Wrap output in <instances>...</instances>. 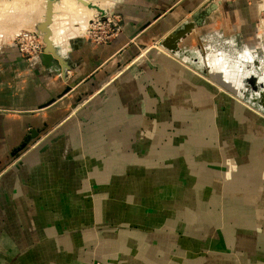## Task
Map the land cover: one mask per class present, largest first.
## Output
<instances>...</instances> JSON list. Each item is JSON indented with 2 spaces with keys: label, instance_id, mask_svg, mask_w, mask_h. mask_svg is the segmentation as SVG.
<instances>
[{
  "label": "crops",
  "instance_id": "0c3cea01",
  "mask_svg": "<svg viewBox=\"0 0 264 264\" xmlns=\"http://www.w3.org/2000/svg\"><path fill=\"white\" fill-rule=\"evenodd\" d=\"M132 2L127 8L124 7L119 10V15L123 17L122 32L116 36L114 41L95 47L86 42L79 46H74L71 40L67 45L69 57L66 54H58V58L54 56L53 59L44 60V63L54 68L53 70H61L63 74L67 70H74L71 73L72 80L68 85H65L66 82H61L59 79L51 83L49 77L38 70L37 75H32L30 81L23 80L24 87L16 91L13 88H6L4 81H0V109L6 108L8 112L15 113V115H7L0 112L1 161L5 162L6 157L10 156L14 147L21 144L26 138L28 128L40 129L41 133L45 134L61 123L65 119L68 109L70 110L74 107L70 99L73 97L75 90L79 87L88 89L89 86L94 85L99 87L100 85H104L113 74L119 73L124 67L125 69H129L138 62L139 58H143L151 49L157 45H161L167 37L171 35L178 36L174 33H177V31L181 32L184 27L190 24V18L195 21L204 16L201 12L204 11L202 9L206 4L205 0H135ZM219 3L221 2L219 1L216 4ZM245 6L246 3L241 0L225 4L221 7L222 12L226 13L223 21H220L217 25H206L209 16L203 17V25L198 26L192 32L195 33L196 30L211 28L209 31L217 30L224 32L225 34L223 35L227 38L222 37V39H228V41H225L227 43L236 39L242 40L247 45H254L252 38L255 17L253 16L251 7L248 9ZM63 36H66V33H63L61 37ZM200 36H203V38ZM197 39L196 45L199 44L200 47L197 46L199 52L204 56L207 49L206 39L209 40V37L204 33L197 36ZM63 40L61 39L59 40L60 43L59 41L57 43L63 45ZM185 40H179L178 47L180 51L172 52L171 54L183 56L184 61H188V51L185 49V42L187 40ZM73 46L74 49H72ZM141 47L144 49L148 47V49L144 50L141 57H137ZM152 52V54H149V59L156 58L155 52ZM18 57L19 55L16 53L6 54L1 59L4 62H2L3 66L7 68L10 66L9 68H12L13 62L17 60L16 65L22 67L26 75H30L31 73L27 69V66L18 62ZM68 58L69 61H67ZM148 61L140 62H142L141 64H148ZM167 62L159 70L150 69L147 72L144 80L152 81L148 87L143 84L146 81L139 83L134 78H132L133 86L129 85L126 87L129 89L127 92L140 91L137 95L145 99V107L150 114H157L156 111L151 112L150 102L152 101V96L154 94L157 95L158 91H163L164 86L167 85L166 81L173 78L172 73L180 80V83L182 82L185 86L207 94L204 90L190 86L180 79L179 75L173 70L174 64L172 60ZM215 63L218 62L216 61ZM127 64L128 66H125ZM206 64L209 68L213 66L211 62ZM201 65L202 70L205 71V65ZM5 74L2 80L7 79V75ZM222 75L226 79L231 77L229 73H223L220 76ZM131 76L130 72L125 73L121 79L127 81ZM154 79L155 81H153ZM118 82L114 84L115 87L112 88V93H115L113 91L117 90L115 88H117L118 85L116 84ZM68 87L72 91L66 93ZM121 95L120 93H115L114 96L119 98H115L111 103L113 105H111L112 109L107 110L108 113L113 110L112 112L115 114V118L112 119L107 129H110V133H113L112 131L114 130L117 131V135L113 134L115 137H110V135L109 140L113 138L116 141H124L125 139L134 137L135 140L140 142L141 139H144L142 135V130H144V133L146 132V139H151L152 141L151 148H153L152 145L155 140V137L153 139L152 136L163 135L160 145H157V147H161L162 151L158 153L156 151L153 152V149H151L147 153V160L143 159V161L142 158L127 162L125 159H122L123 164L127 166H131L133 163L138 166V168L134 166L135 168L131 169L132 172L134 170L135 174L130 179L127 176H122L126 168L122 166L119 159L125 147L121 148V150L118 148L119 150L116 151L115 155L107 154V152L104 155V159L102 153L100 154V158H97L96 152H106L105 149L108 145L104 146V142L100 138L95 137L94 139L97 143L92 146L93 148L88 151L81 149V151H83V156L91 155L90 157L94 161L104 162L103 166H94L95 168H93L92 162L91 164L84 163L83 170L74 167L63 173L57 171V176L52 174L51 180L42 179V177L40 179L41 172L39 170L36 173V177L33 176L31 178V181L35 182V188L32 187L31 189L32 183L29 185V177L28 175L25 176L21 180V183L22 185H27L26 194L25 197L22 195L21 202L23 205H30V207L34 205V208L31 209L32 218L41 221V223L36 225L37 242L35 246L28 247L23 251V248L14 239L11 238V240L9 237L3 239L4 235L6 236L7 233L11 232L8 230L7 225L12 224L14 218L10 215L11 218L5 219L6 224L0 227V229L2 228L0 230V239L4 244L11 240L14 245L12 248H9L12 251H16V253L13 254V258L8 263L7 261L3 262L4 260H0V264H50V261L46 260L47 256H41L39 253L44 252L54 255V251L58 249L56 243H60L59 236L61 234L64 236L71 235V230H77L83 222L91 221V218L97 217L98 212H108V203L111 200H113L111 201L112 203H117L118 205L120 203L128 205L129 210L126 212L127 214L125 211L123 212V219H126L125 214L126 216L131 214L134 220H139L142 214H148V222L142 223V226L138 230H132L128 227L122 229L116 235V242H108L105 245L100 243L101 246L99 244L96 253L89 254V258H99L104 264H125L128 262L129 253L134 251L133 246L137 245L139 248L133 257L136 264H154L150 263L148 259L150 257L146 258L144 254L142 255L143 252H141V250L145 249L144 237L150 234L155 237V252L159 250V246L167 248L175 241L177 244H174V247L177 245V248L182 253V261L186 262V264H264V160L260 161L258 158L251 160L248 154L252 146L256 144L250 143L247 145L243 151L244 155L240 158L238 157L239 161L234 157L232 159L230 156L226 158L227 161L220 162L216 158L220 157L219 154L221 152L219 138L220 140L223 139H221L218 133L213 134L215 136L211 138L206 136L203 141H189L191 138L189 134L194 130V127H192L194 119H196L194 123L197 125L205 122L219 124L223 121L226 126L230 125V123L239 122L241 126L246 125L248 127V124L242 122L239 119L240 116L237 114L236 108H240V104L235 102L234 105V100L228 101L229 98L226 99L224 96L220 97L219 95L221 100L223 97L224 100L226 99L229 106L228 113L222 115L220 106L223 100L218 105H215L211 101L212 98L207 94L205 95L207 99H204L208 100L216 109L212 113L208 111L206 114L204 111L199 112V109L195 108L198 106L204 107L202 104L203 100H186V103L190 102L187 105L183 101L174 102L172 99L168 100L166 95L163 96V104L161 103L159 107L170 108L171 114L174 109L184 110L186 107H193L190 111L192 115L185 114L178 116L173 115V113L172 117L170 115V117H161L162 119L159 122H151L147 116H139L140 118L137 117L131 122L125 119L123 121L118 119L120 110H114L130 106L126 100L129 95L125 97ZM138 107L140 108L141 106L138 104ZM193 110H195V114ZM137 111H140V109ZM198 112L202 113V115H197ZM27 113H34V115H26ZM213 113L214 116H211ZM208 114L210 115L209 117ZM204 115H207V117ZM211 117L213 118L210 119ZM171 120H176L177 122V125H175L177 127L175 128L176 134L166 131L169 123L173 122ZM145 124L148 127L156 125L158 129L151 128L148 131ZM131 125L133 126L130 129ZM126 127L129 128L128 131ZM231 130L234 131L229 133L236 135L237 130L230 129L229 131ZM133 134L136 135L134 136ZM178 137L181 138L180 142H183V144L190 143L191 146H185L188 148L182 149L183 146L180 147L182 144L178 142ZM169 138L175 139L176 143H179L180 146H176L172 151H163V149L167 148L164 146L167 144ZM50 152L51 150L46 154H50ZM58 152L57 160H60L65 151ZM157 155H159V159L155 158ZM169 155L173 156L170 161L166 157ZM42 157H45V153H43ZM164 157H166L165 161H168L164 166L168 167L159 170L158 173V165L161 164ZM206 157H208V160L203 159ZM49 160H52V164L48 168L51 172V170L53 171V167H55L53 161H56V156H53L52 153ZM259 161L260 166L257 165ZM231 162H237L238 165L233 166V169H236L238 173L245 170L252 171V168L255 175L254 178L246 179L244 175H240V177L238 176L240 179L234 182L235 184H231L233 182L229 183V180L227 184L222 178L226 172L228 174L227 178L229 177V172L231 171L229 166L233 165ZM46 163H48V160L42 163L44 168L46 167ZM182 163L184 164V171L181 168ZM37 167L39 168V166ZM28 168L25 165L21 169L22 171L20 170L21 173L29 172ZM176 169H178V172ZM193 169L198 170L196 172L204 177L202 179H194L195 181L191 180L193 177L195 178V175L191 172ZM211 171L214 172L212 173ZM89 172H93L94 174V176H91L92 179ZM250 176L252 177L251 174ZM187 177L189 179L191 177V179L188 180ZM81 181H84L82 187L79 185ZM15 182H13L12 178L5 179L0 186V212L5 211V215H9L7 205L9 196L6 193L11 187L10 185ZM77 184L79 185L78 187ZM94 189L95 191H98L97 189L100 191V196L98 197L101 199H97V201L92 199L96 197L93 195ZM185 191L192 192L194 196L187 193L185 195ZM87 200H91L93 204L87 206L85 214L79 213V204L81 205V203H85ZM74 202L78 203V205L74 206ZM104 204H107V211ZM176 205L180 206L184 211L181 210V212L173 213L172 209ZM93 212L96 214L93 215ZM108 216L110 217L109 214ZM18 219L23 222L21 225L25 226V223L26 226L30 225V219L26 212L20 213ZM2 221L4 219L0 217V225L3 224ZM61 230L68 231H63L62 233ZM144 230L149 231L145 232ZM125 238H128L129 244L123 242ZM167 239L169 242L166 241ZM6 247L8 248V246ZM7 248H1L0 251H10ZM30 248H32L31 251H29ZM146 250L147 248L144 253H146ZM27 251H29V254L25 253ZM71 258L70 261L74 264L75 256ZM13 259H17V262H12Z\"/></svg>",
  "mask_w": 264,
  "mask_h": 264
},
{
  "label": "rangeland",
  "instance_id": "374dc122",
  "mask_svg": "<svg viewBox=\"0 0 264 264\" xmlns=\"http://www.w3.org/2000/svg\"><path fill=\"white\" fill-rule=\"evenodd\" d=\"M12 1L13 0H0V81H4L6 88H13V90L16 91L17 89L24 87L23 80L30 81V79H32V75H37L38 70L49 77L51 83L54 80L59 79L61 82L65 81V85H68L72 80L71 73L74 70H67L63 74L61 70H53L54 68L52 66H48V64L44 63V60H46V55L44 56L45 53L51 55L49 59H53V56H55L49 51L45 52V37H41L43 35V32L42 30H38V26L42 25V23H44L45 21L48 0H14L13 2L15 3H13ZM132 1L135 0H92L91 6H85L78 0L74 1L77 5H72L71 3L69 5L67 2H70V0H55L53 3L52 23L50 24L49 28L54 33L51 41L53 47H56V52L58 54H66L69 57V52L67 53V45L71 40V43L74 44V46H79L86 42L88 44L90 43L94 45L95 47L104 45L105 43H108L110 41H114V39L116 38V36L114 35L118 34L116 31L117 29H114V24H117L118 28H120L119 34L122 32L121 28L123 24V17L119 15V10L123 9L124 7L127 8L130 3H133ZM205 1V7L202 9L204 11L201 12L204 16L206 15L208 9H211L213 5H218V8L215 9L210 15H208L209 17L206 16L208 17L206 25H217L218 23H220V21L224 20V16L226 15V13L222 12L221 7L225 4L238 2L240 0ZM219 1L221 3L216 4ZM241 1H244V3H246L245 7H247L248 9L251 7L253 16L255 17L252 38V40L254 41V45H248V52L246 49L247 44L243 43L242 40L240 41L235 39L233 41L231 40V42L228 43L225 42L228 41V39H222V37H225V35H223L225 33L222 31H209L211 30V28H208L207 30H196L195 33L192 32L187 36V41L185 40V49L186 51H188V61H184L183 56H180L178 54H171L172 51L168 50L161 43V45H157L155 48L151 49L146 55L143 56V58H139L138 62L132 65L129 69H125L124 67V69H122L119 73L113 74L112 77H110V79H108V81L104 83V85H100L99 87H97L96 85L89 86L88 89L79 87L80 89L78 88L77 90H75V92L73 93V97L70 99L72 105L74 106L72 107L73 109H68V113L65 115V119L52 129H50V131H48L47 133L42 134L40 129L37 128H28V134L26 138L21 142V144H18L14 147L10 156L6 157L5 162L0 160V186L5 179L12 178L13 182L16 181L15 183L10 185L11 187L6 193L7 196H9V202L7 203L9 215H5V211L0 212L1 219H4V221H2L3 224L0 225V227H3V225L6 224L5 219L11 218L10 215L14 218L13 223L7 225L8 230H10L11 232H6L7 235H4L2 238L6 239L7 237H9L10 239H14L16 243L20 244V246L23 248V251L28 247L36 245V225L38 223H41V221H37L35 218H32L31 209L34 208V205L30 207V205H23L21 202L22 195H24L25 197L27 187L26 184L22 185L21 180H23L24 177L28 175L29 179H27L29 185H31L32 183V186L30 187L31 189L35 184V182L31 181V178L33 176L36 177V173H38L39 170L41 172L40 179L42 177V179L46 178V180H51L50 178H52V174H54V176H57L58 172L63 173L64 171H68L69 169H72L74 167H78L83 170V165H85L84 163L91 164L92 162L91 165L93 166V168L103 166L104 162L94 161L93 159H91V155L83 156V151H81V149H86L87 151L92 149V146L97 143V141L94 139L95 137L100 138L104 142V146L108 145L105 149L106 152H96L97 158H100L101 153L103 155V159L104 155L107 152V154L115 155L116 151L119 150L118 148H120L121 150V148L125 147L124 151L121 153L122 156L119 159L122 166H125L126 168V171L122 176H127L130 179L135 174L134 170L132 172L131 169L134 166L138 168V166L134 165V163L131 164V166H127L126 164H123L122 159H125V161L127 162L133 159L142 158L143 161V159L147 160V153H149L151 149H153V152L156 151L158 153L162 151L161 147H157V145H160L163 139V135L158 134L152 136L153 139L155 137V140L153 141V148H151L152 141L151 139H146V132L144 133V130H142L144 139H141L140 142L138 140H135L134 137L125 139L124 141H116L113 138L109 140L110 135V137H115L117 135L116 130L112 131L113 133H110V129H107V127L110 126L109 124L111 123L112 119L115 118V114L114 112H112L113 110H111L110 113L107 112L108 109H112L113 105L111 103L113 102V100L115 98H119L114 96L115 93H120L122 94L121 96L124 97L129 95V97L126 98L130 105L129 107L124 106V108L113 109L115 111L120 110L118 119H120L121 121L125 119L131 122L139 116H147L148 119L151 120V122H159V120L162 119L161 117H172L173 113V115L178 116H182L185 114L192 115L190 111L193 107H186L184 108V110L174 109L172 114L170 108L159 107L161 103L163 104V96L166 95L168 97V100L172 99V101L174 102H185L186 100H203L202 104L204 105V107L198 106L195 108H198L199 112L204 111L207 114L208 111H215L216 109L214 105L208 102V100H205L207 99L205 95L208 94L212 98L211 101L215 105H218V103L223 100L221 102L222 105L220 106L222 115H226L229 110V106L227 104L228 102L226 101V99H232L234 100V102H238V104H240V106L242 107L236 108V111L240 116L239 119L242 122L248 124V127L246 125L241 126V123L239 122L230 123V125L226 126L224 125L223 121L219 124L205 122L203 124L197 125L196 123H194L196 122V119H194L192 124L194 130L189 134L191 136L189 141H203L205 140L206 136H209L211 138L215 136H213V134L218 133L223 140H220L219 138V148L221 152L219 154L220 157H217L216 160L219 159L220 162H224L227 161L226 158L231 156L232 159L236 158L237 161H239L238 159L242 155H244V148H246L250 143H254L256 145H253L252 149L248 153L249 159L252 160L253 158H258L260 161L264 160V31L262 29V27L264 28V0ZM10 2H12V4ZM37 2L38 4H36ZM16 3L17 5L15 6L14 4ZM32 3L35 5H32ZM261 6L263 9L261 8ZM104 15L108 16L111 19V22H109L108 19L105 21ZM189 20L190 24H195V21H193L192 18H190ZM197 27L198 26L196 25L194 30ZM184 30L185 27L182 29V31ZM88 31L89 33H87ZM63 33H66V36L61 37ZM178 33H180V31H177V33L174 34ZM204 33L208 35L209 40L206 39L207 49L205 50V55L202 56L198 49V47L200 46L199 44L196 45V42L198 40L197 36ZM257 35H263L260 43L256 41ZM200 37L203 38V36ZM61 39H64L62 41L63 45L59 44V40ZM58 41L59 43H57ZM74 46L72 47V49H74ZM253 48H257V53H255ZM146 49H148V47L145 49L141 47L139 50L140 55L138 54L137 57H141L144 50ZM160 49H163V51H161ZM152 51L155 52L156 58L149 59V54H152ZM8 53L18 54V62L22 63V65H26L31 74L26 75L24 73V69L19 65H16L17 60L13 62L14 65L12 66V68H9L10 66L8 68L4 67L2 64L3 60L1 59ZM250 57H252V59ZM145 60H149L148 64H141L142 62L140 61ZM169 60H172L174 64L173 70L179 75L180 79L185 81L190 86L196 87L200 90H204L205 92H207V94L189 86H185L184 84H182V82L180 83V80L174 75V73L171 72L173 78L166 81L167 85L164 86L163 91H158V96L156 94L152 96L153 98H151L152 101L150 102L152 108L151 112L156 111L157 114H150V112H148L147 108L145 107V99L142 96L137 95L140 91H134L135 93L132 91L127 92V90L129 89H127L126 87L133 84L132 78H134L135 81L137 80L139 83L146 81L144 80V78L146 77V74L150 69L159 70L160 67L164 66V64L166 65L168 63L167 61ZM67 61H69V58L67 59ZM216 61L218 63H215ZM210 62L213 64V66L209 68L206 63L209 64ZM201 64L205 65V71L202 70ZM125 66H128V64ZM129 72L132 75L131 78L129 77L127 81L121 79L123 78V74ZM4 73H6L5 75H7L6 80H2L4 79ZM223 73H229L231 77L229 79H226V77H224L223 75L220 76ZM120 79L121 81H119ZM153 81H155V79ZM117 82L118 84L116 85L118 86L117 88H115L117 90L113 91L115 93H112L111 90L113 87H115L114 84ZM151 82L152 81H146L143 84L148 87ZM76 85H78V83H76ZM70 91L72 90L68 87L66 93H69ZM219 95L220 97L224 96L226 99L224 100V98H222L221 100ZM188 103L186 104L188 105ZM138 104L141 106L140 108L138 107ZM138 109H140V111H137ZM0 112L6 113L7 115H15L14 112H8L6 108L0 109ZM199 112L197 115H202V113ZM193 113L195 114V110H193ZM32 114L34 115V113H27L26 115ZM171 121L173 122L169 123V127L166 131L171 134H176L177 131H175V128L177 127L175 125H177V122L176 120ZM132 126L133 125H131V127L129 128L131 129ZM188 126L190 127L189 124ZM129 128L126 127V130L128 131ZM151 128H156V125H153L151 127H148L146 125V129L148 131H150ZM156 129H158V127ZM230 129H236V135L233 133L230 134L232 131H234H229ZM155 132H157V130H155ZM133 135L135 136L136 134ZM177 139L178 142L181 141L180 137H178ZM180 143L182 144L181 146L179 145V143H176L175 139L169 138L167 144H165L164 146L168 149H163V151H172L176 148V146H183L182 149L188 148L185 146H191L190 143ZM50 150V154H46ZM58 151H65L60 160H57V153H59ZM43 153H45V157H42ZM52 153L53 156H56V161H53L55 167H53V171L51 170L50 172L48 168H50L52 160H49V158L51 159ZM166 157L168 158V161H170L173 156L169 155ZM166 157H164L161 164L158 165V173L159 170L168 167L164 166L168 163V161H165ZM155 158L159 159V155L155 156ZM203 159L208 160V157ZM47 160L48 163L45 164L46 167L44 168L42 163ZM260 161L257 164L258 166H260ZM232 164V166H229L231 169V171L229 172V177L227 178L228 174L226 172V174L222 178V180H225L227 184L228 180L230 182H233L232 184H235L234 182H237L240 179V175H244V178L246 179L254 178L255 175L252 168V171L245 170L238 173L236 169H233V166L235 167L237 162H233ZM25 165L29 167V172H25L23 174L21 173V169ZM37 166H39V168ZM181 168H183V171L185 170L183 163L181 164ZM207 169H209V167H207ZM176 170L178 172V169ZM196 171L198 170L193 169V171H191L192 174L195 175V178L193 177L191 179L190 177V179L193 181H195L194 179L197 180L204 177ZM211 172L213 173L214 171ZM113 174L115 175L114 172ZM250 174L252 175V177L250 176ZM89 175L91 179V176H94L93 172H89ZM60 178L62 179V177ZM190 179L188 178V180ZM83 182L84 181H81L79 183L80 187L84 185ZM79 185L77 184V187ZM66 188L68 187L66 186ZM97 190L98 191H95L94 189L93 195L96 197L92 198L96 201L97 199H101L98 197L100 196V191L99 189ZM186 193L194 196V194L190 191H185V195H187ZM111 201L110 203H108V212H98L97 217L93 219L91 218V221L83 222V224H81V226L77 230H69L71 235L64 236L61 234L59 236L60 243H56L58 249L54 251L55 256L50 253L44 252L39 253V255L47 256L46 260L50 261V264H73L70 261L72 259L71 257L73 256H75V259L73 261L75 262L74 264H104L101 259L89 258L88 255L92 254L93 252L96 253V250L99 247L100 243H103L102 245H105V243L108 242H116V235L122 229L128 227L132 230H138L139 227L142 226L141 224L147 223L149 219L148 214H142L140 215L139 220H134L131 214H128L126 216V212L129 210L127 204L124 205L120 203V205H118L117 203H112ZM92 204L93 203L91 202V200H87V202L81 203V205L79 204V213L85 214L87 206ZM77 205L78 203L74 202V206ZM104 206L106 207L107 211V204H104ZM181 210L184 211L182 208H180V206L176 205V207L172 209V212H181ZM124 211L126 213V219H123ZM22 212H26L28 214L30 225L26 226V223L25 226L21 225L23 222H21L18 218L20 216V213ZM95 214L96 213L93 212V215ZM108 214L110 215V217L108 216ZM105 216H107V218H105ZM141 219L144 222L140 221ZM105 224L108 226H106ZM61 231L63 233V231L68 230ZM144 231L148 232L149 230ZM170 237L172 240H174L172 236ZM11 240L8 241V243L4 244L0 239V249L7 248L6 246H8L7 249L10 250L7 252L0 251V260H4L3 262L7 261L8 263L13 258V254L16 253V251H12L10 249L14 245ZM166 241H168V239ZM123 242L129 244L128 238H125ZM155 244L156 241L153 235H145L144 245L145 249L147 248V250L146 253H144L145 249L141 250V252H143L142 255L144 254L146 258L150 257L148 258L150 263L186 264V262L182 261V253L177 248V245H175L176 247H174V244H177L175 241L167 248L159 246V250L157 252H155L154 250ZM133 247L134 251L132 253H129V257L127 259L128 262H126L125 264H136V262L133 260V257L137 253L139 247L137 245ZM70 248L73 253L70 252ZM31 249L32 248H30L29 251H31ZM29 251L25 253L29 254ZM55 258L56 260H54ZM12 262L16 263L17 259H13Z\"/></svg>",
  "mask_w": 264,
  "mask_h": 264
},
{
  "label": "water",
  "instance_id": "95a60500",
  "mask_svg": "<svg viewBox=\"0 0 264 264\" xmlns=\"http://www.w3.org/2000/svg\"><path fill=\"white\" fill-rule=\"evenodd\" d=\"M54 1L55 0H48L45 21H44V23H42V25H40L41 27L40 26L38 27V30L42 29L44 31H47V25H49L51 23V21H52V13H53V3H54ZM217 8H218V5H213L212 8L208 9V11L206 12V16L210 15ZM206 16H202L201 18H198V20H195V24L187 25L185 27L184 31H181L180 33L177 34L179 36V38L174 37L173 35L167 37L162 42V45H164V47H166L167 49H169V50H171L173 52H179L180 48L178 47V41L181 40V39H186L187 36L189 34H191L192 31L194 30V28H195L194 26L203 25V23H204V21H203L204 18L203 17H206ZM45 43H46L45 52L50 51L58 58V53L56 52V48L53 47V45L50 42V40L46 39Z\"/></svg>",
  "mask_w": 264,
  "mask_h": 264
},
{
  "label": "bare ground",
  "instance_id": "6f19581e",
  "mask_svg": "<svg viewBox=\"0 0 264 264\" xmlns=\"http://www.w3.org/2000/svg\"><path fill=\"white\" fill-rule=\"evenodd\" d=\"M14 1V0H13ZM12 1V2H13ZM75 0H70V2H67L69 5H70V3L72 4V5H75L76 4V2H74ZM78 1H80L81 3H83V5H87V6H91V1L92 0H78ZM12 2H10L11 4H12ZM13 3H15V2H13ZM36 4H38V2L36 3ZM48 4V3H47ZM15 6L17 5V3L16 4H14ZM32 5H35V4H33L32 3ZM77 5V4H76ZM92 6H93V4H92ZM34 7V6H33ZM36 7V6H35ZM261 8H262V6H261ZM263 9V8H262ZM104 13V12H103ZM52 16H53V13H52ZM45 17H46V15H45ZM51 23H52V21H51ZM50 23V24H51ZM50 24L49 25H47V31H44V30H42V32H43V35L41 36V37H45V41H46V39H49L50 40V42L52 43V41H51V38L53 37V31L49 28V26H50ZM263 26H264V24H263ZM39 27V26H38ZM41 27V26H40ZM262 29H263V31H264V28L262 27ZM40 31V30H39ZM49 32V33H48ZM87 33H89V31L87 32ZM86 33V34H87ZM261 33V32H260ZM264 33V32H263ZM262 36L263 35H257V38H256V41L258 42V43H260V41H261V39H262ZM177 38H179V36H176ZM43 41V40H42ZM45 43V42H44ZM45 45H46V43H45ZM56 48V47H55ZM247 52L249 51V47H248V45H247ZM254 49V51H255V53H257V48H253ZM171 51V50H170ZM50 52V51H49ZM173 52V51H172ZM52 53V52H51ZM53 54V53H52ZM46 55V60L48 61L49 60V58L51 57V55H49V54H44V56ZM54 55V54H53ZM54 57V56H53ZM251 59H252V57H250ZM224 98V97H223ZM229 100H231V99H228V101ZM233 101V100H232ZM231 101V102H232ZM234 105H235V102H234ZM238 105V104H237ZM239 106V105H238ZM240 108H241V106H239ZM238 108V107H237ZM210 112V111H209ZM211 113H212V111H211ZM229 115V114H228ZM210 116V115H209ZM211 116H214V113H213V115H211ZM206 117H207V115H206ZM231 117H232V113H231ZM235 117H237V116H235ZM210 119H212V118H210ZM230 119V118H229ZM228 120V119H227ZM226 120V121H227ZM212 121V120H211ZM237 121H238V118H237ZM249 130V129H248ZM229 183H231L230 181H229ZM224 184V183H223ZM232 184V183H231ZM42 226V225H41Z\"/></svg>",
  "mask_w": 264,
  "mask_h": 264
},
{
  "label": "built area",
  "instance_id": "2783aa9c",
  "mask_svg": "<svg viewBox=\"0 0 264 264\" xmlns=\"http://www.w3.org/2000/svg\"><path fill=\"white\" fill-rule=\"evenodd\" d=\"M105 17H104V20L106 21L107 19H108V21L109 22H111V19L108 17V16H106V15H104ZM104 21V22H105ZM114 29L117 31V33L119 34V32H120V28H118V25L117 24H114ZM118 34H116V35H114V36H117ZM247 49V48H246Z\"/></svg>",
  "mask_w": 264,
  "mask_h": 264
}]
</instances>
